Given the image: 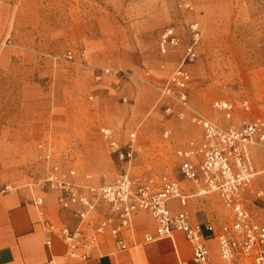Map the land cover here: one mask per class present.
I'll list each match as a JSON object with an SVG mask.
<instances>
[{
	"label": "rangeland",
	"instance_id": "374dc122",
	"mask_svg": "<svg viewBox=\"0 0 264 264\" xmlns=\"http://www.w3.org/2000/svg\"><path fill=\"white\" fill-rule=\"evenodd\" d=\"M192 24L200 39L189 62ZM168 29L177 42L162 52ZM180 66L190 107L201 116L222 128L264 116V0H0V120L16 119L14 129L33 136L18 142L19 157L37 177L51 165L44 158L50 153L63 170H84L102 182L122 171L138 182L172 180L177 151L202 142L201 129L178 119L160 92ZM103 69L110 73L97 81ZM220 100L234 107L228 119L213 107ZM101 128L113 130L121 146L135 133V157L116 162ZM251 154L253 190H262L264 148L252 146ZM246 206L264 222V203L254 194ZM224 218L229 223L230 213Z\"/></svg>",
	"mask_w": 264,
	"mask_h": 264
},
{
	"label": "built area",
	"instance_id": "2783aa9c",
	"mask_svg": "<svg viewBox=\"0 0 264 264\" xmlns=\"http://www.w3.org/2000/svg\"><path fill=\"white\" fill-rule=\"evenodd\" d=\"M190 30L192 44L186 49L189 62L195 58V46L200 39L197 24H192ZM176 42L173 30L164 31L160 38L161 51L165 52L168 44ZM67 58L71 60L72 55ZM109 73V69H103L96 75V80L100 81ZM188 87V73L184 66H180L161 86L160 92L177 107L178 119H188L201 129L200 144L189 141L176 153L179 159L178 177L194 185L196 189L192 194H186L176 181L162 178L158 184L153 179L138 182L127 171L119 173L110 184L81 187L77 184L75 169L63 170L57 163L51 162L50 153L44 154L51 165L43 180V189L57 195V204L62 210L76 204L78 209L74 216L83 224L73 230L65 226L56 227L48 221L43 223L49 234L60 237L70 258L79 261L90 259L100 238L107 233L118 250H126L122 234L129 228L132 217L144 212L157 224V236L146 234L145 243L171 238L174 232L179 231L193 244L194 264H212V256L200 228L190 226L186 212L172 215L168 203L176 200L181 207H185L191 198L215 195L231 216V221L218 229L210 224L206 227L216 241L220 260L227 264H264V222L253 216L246 206L249 194H254L258 201L264 203V189L253 190L258 173L251 154L252 146L264 148V116L253 118L241 127L222 128L191 109ZM213 107L227 119L234 110L233 105L225 100L216 101ZM243 107L248 108V103L244 102ZM164 112L170 115L173 107L167 106ZM99 135L116 162H129L135 157V133H130L122 146L110 128H101ZM169 135V132H164L163 136L167 139ZM84 178L91 180L92 176L85 174ZM8 190L10 187L5 186L0 191ZM36 204L42 206V198H37ZM103 205L107 211L94 221L93 214Z\"/></svg>",
	"mask_w": 264,
	"mask_h": 264
},
{
	"label": "crops",
	"instance_id": "0c3cea01",
	"mask_svg": "<svg viewBox=\"0 0 264 264\" xmlns=\"http://www.w3.org/2000/svg\"><path fill=\"white\" fill-rule=\"evenodd\" d=\"M1 73L3 77L4 74ZM3 81L4 79L0 81V93H4L5 90ZM2 99L0 98V110L3 108ZM15 120L12 118L8 121L3 119V122L0 120V190L5 186L10 187L6 192L0 191V264H194L193 244L182 232H174L171 238H161L151 243L144 242L146 234L157 236L155 220L144 212L134 215L129 228L122 234L126 250H118L113 238L107 233L100 238L90 259L79 261L70 258L60 237L57 234H49L43 223L48 221L56 227L65 226L73 230L81 228L83 224L74 216L78 206L72 204L68 210H62L57 204V195L43 189V180L49 166L46 170L44 168L40 177H37L35 174L37 169L33 164L23 165L19 157L21 144L18 142H30L33 136L28 132L16 131ZM9 147L11 150H8ZM6 150L11 152L7 154ZM77 174L76 181L81 187L110 184L115 179L102 182L90 174L92 179L86 180L84 175L88 173L79 169ZM172 180L176 181L186 194L195 192L194 185L181 180L178 174ZM37 198H42V206L36 204ZM168 209L172 215L186 212L190 226L200 228L203 241L212 256V264H227L218 257L216 241L206 230L209 224L215 229L226 224L224 215L229 212L220 208L216 197L191 198L185 207H181L174 200L168 203ZM106 211L107 208L103 205L92 218L97 221Z\"/></svg>",
	"mask_w": 264,
	"mask_h": 264
}]
</instances>
